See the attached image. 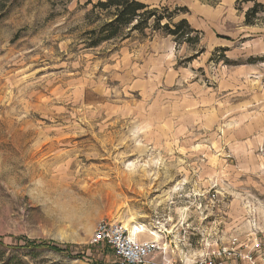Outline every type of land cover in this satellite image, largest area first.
Returning <instances> with one entry per match:
<instances>
[{"label":"rangeland","instance_id":"1","mask_svg":"<svg viewBox=\"0 0 264 264\" xmlns=\"http://www.w3.org/2000/svg\"><path fill=\"white\" fill-rule=\"evenodd\" d=\"M99 1L105 0H0V240L4 260L117 264L110 249L91 245L94 231L65 229L48 221L23 192L41 174L51 171L55 181L67 170L78 178L81 193L109 202L99 222L147 227L145 218L136 216L134 210L124 214L132 209L136 196L132 188L139 179L137 164L147 161V155L129 154L131 141L120 143L134 130L135 125L129 123L134 117L137 124L150 120L170 125L173 133L183 126L201 137L184 146L181 142L188 138L187 132L177 135L176 147L182 151L173 156L185 161L184 175H193L187 165L199 166L198 161L209 167L221 162L235 166L243 151H251L254 158L262 155L261 147L251 142L264 126V116H258L264 109V12L250 17V24L247 14L264 0H137L163 16L161 27L170 23L175 29V23L186 19L196 31L193 40L184 42L165 30L151 29L155 23L150 20L151 27L143 33L127 28L118 38L91 47L94 36L89 32L108 22L114 12L97 8ZM197 118L200 124L189 127ZM209 123L210 133L222 139L209 141V129L200 126ZM137 139L146 143L142 137ZM146 146L149 152L154 147ZM188 147L194 152L191 157ZM259 165L260 160L254 159L250 167L259 169ZM120 177H126V184L119 185ZM244 178L264 187L261 171H249ZM181 179L177 175L166 188ZM151 187L155 189L156 184ZM252 192L258 193V188ZM159 195L151 191L149 199ZM205 196L223 201L209 215L207 199L200 198L199 224L206 231L189 227L191 217L183 222L179 215L168 223L155 221L161 226L152 228V234L158 235L154 239L167 244L177 261L194 264L215 244V237L249 231L253 224L264 236L258 205L244 200V192L238 189L221 195L217 185ZM238 198L240 208L249 207L233 214ZM256 198L264 205V195ZM26 241L45 242L63 252L10 249L23 247Z\"/></svg>","mask_w":264,"mask_h":264},{"label":"clouds","instance_id":"2","mask_svg":"<svg viewBox=\"0 0 264 264\" xmlns=\"http://www.w3.org/2000/svg\"><path fill=\"white\" fill-rule=\"evenodd\" d=\"M258 116H264V109ZM258 116H253L252 119H257ZM129 123L135 125V128L130 135L121 140V145L131 141L132 144L127 149L129 154L139 152L141 158L147 155L145 163L137 164L140 171L136 175L139 179L134 181L135 187L132 188L136 196L132 201V209L124 213L129 215L134 210L136 216L144 217L148 222V226L142 229L137 239L133 241L142 250V264H174L175 256L172 259L167 257L159 259L161 252L153 251L157 247L162 249L161 244L154 243L152 234V228L161 226L155 222L157 218L168 223L175 215H179L181 222L185 217H191L192 223L188 225L189 227L194 228L196 232L206 231L200 228L201 211L198 205L201 197L207 199L206 207L208 214L211 215L214 206L223 204V201L217 197L208 199L205 196V193L216 188L217 185H219L221 195L227 192L235 193L238 189L244 192V200H252L258 205L259 221L264 224V205H261L256 198L257 195H264V187L253 185L249 178H244L245 173L254 170L261 171L264 175V126L260 127L259 134L251 142L261 147L260 157L254 158L251 151H243L236 157L238 162L235 166L221 162L218 166L209 167L207 163L198 161L199 166L187 165L193 175H184L185 161L173 156L174 152L182 151L181 148L176 147L177 135L184 136L187 132L188 138L181 143L184 146H190L193 139H201L198 134L194 136L183 126L177 133H173L170 125L166 127L163 124H154L150 120L137 124L135 117ZM199 124L200 119L197 118L189 127ZM200 126L209 129V141L222 139L210 133L211 123ZM138 137H142L146 143L141 144ZM147 144L154 145L151 152L148 151ZM187 155L189 157L194 155L190 147H188ZM254 159L260 160L259 169L250 167ZM177 175H181L182 179L177 181L174 187L166 188L171 181L176 180ZM50 176L51 171L48 175L41 174L39 180H30L23 195L29 202L39 206V210L48 221L60 227L75 231H95V226L99 223L101 214L106 212L109 202L102 201L91 194L81 193L78 188V178L70 171L64 170L55 181H52ZM145 179L148 180L147 185L144 184ZM152 184H156L155 189L151 187ZM252 188H258V193H253ZM151 191L159 192L160 195L149 199ZM213 200L216 201L215 205ZM240 202H242L241 198L233 202L237 205L233 207V214L243 213L249 207L245 204L244 208H240L238 206ZM224 207H232V205H224ZM253 226L256 225L253 224ZM261 231H264V228H261ZM206 234L211 235V233Z\"/></svg>","mask_w":264,"mask_h":264},{"label":"built area","instance_id":"3","mask_svg":"<svg viewBox=\"0 0 264 264\" xmlns=\"http://www.w3.org/2000/svg\"><path fill=\"white\" fill-rule=\"evenodd\" d=\"M134 235L122 223L100 221L92 236L91 245L110 249L117 264H142V250L133 241ZM215 244L206 250L204 256L194 264H264V236L254 227L249 231L232 233L228 237H215ZM155 244H161L153 251L161 252L163 259H172L170 247L159 239ZM174 264H185L174 260Z\"/></svg>","mask_w":264,"mask_h":264},{"label":"trees","instance_id":"4","mask_svg":"<svg viewBox=\"0 0 264 264\" xmlns=\"http://www.w3.org/2000/svg\"><path fill=\"white\" fill-rule=\"evenodd\" d=\"M97 8H100L102 11L113 10L112 18L101 25L97 30L90 31L89 34L94 36L93 43L91 47H97L98 45L114 40L118 38L122 31L129 29L130 32H140L143 33L147 28H149L150 20H154V26L151 27L154 30H165L167 35H171L177 38H180L181 41L191 42L192 34L195 33L188 21L183 19L178 23H175V29H172L171 24L168 23L161 27V23L164 20L163 16L158 15L156 10L152 11L148 9L143 3L138 2L137 0H105L99 1L96 5ZM260 12H264V4H256L253 9H251L247 14V24L250 17L255 18ZM4 243L0 240V264H27L26 262L15 263V259L4 260L3 253L1 249L3 248ZM13 251L18 250H51L56 252H63L55 245H50L45 242H25L23 247L17 245L10 248Z\"/></svg>","mask_w":264,"mask_h":264},{"label":"bare ground","instance_id":"5","mask_svg":"<svg viewBox=\"0 0 264 264\" xmlns=\"http://www.w3.org/2000/svg\"><path fill=\"white\" fill-rule=\"evenodd\" d=\"M121 176V175H120ZM120 180H121V182H120V186L122 185V184H126V177H120ZM128 180V179H127ZM105 181V180H104ZM79 183V182H78ZM95 183V182H94ZM97 184H100V181H98V182H96V185ZM91 186V185H90ZM93 187H95V184H94V186ZM102 187V186H101ZM103 188V187H102ZM99 189H101V188H99ZM82 191V190H81ZM91 191H92V189H91ZM99 191V190H98ZM97 191V192H98ZM110 192V191H109ZM112 194V193H111ZM110 194V195H111ZM113 195V194H112ZM104 199V198H103ZM129 231H130V233H132V234H134V235H136V234H139L140 232H141V230L142 229H144L145 227L144 226H141V228L138 226V227H135L134 225H129ZM127 228V229H128ZM153 236L154 237H157L158 238V235L156 234V233H154L153 234Z\"/></svg>","mask_w":264,"mask_h":264}]
</instances>
